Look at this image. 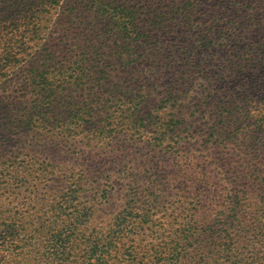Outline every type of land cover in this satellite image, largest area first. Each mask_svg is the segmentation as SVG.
Wrapping results in <instances>:
<instances>
[{"label":"rangeland","instance_id":"1","mask_svg":"<svg viewBox=\"0 0 264 264\" xmlns=\"http://www.w3.org/2000/svg\"><path fill=\"white\" fill-rule=\"evenodd\" d=\"M52 18L62 56L108 61L97 82L65 68L80 81L48 121L0 105V229L23 261L61 229L121 264H264V0H60Z\"/></svg>","mask_w":264,"mask_h":264},{"label":"trees","instance_id":"2","mask_svg":"<svg viewBox=\"0 0 264 264\" xmlns=\"http://www.w3.org/2000/svg\"><path fill=\"white\" fill-rule=\"evenodd\" d=\"M59 3L60 0H0V105H30L34 114L45 121L48 108L61 95L57 91L60 84L80 81L77 76L64 81L61 72L65 68L77 65L96 69L91 72V80L97 82L101 78L94 77L102 73L98 69L108 61L99 55L91 58L73 52L62 56L68 40H61L62 46L56 47V40L48 36ZM259 56L254 60L257 66L264 63V49ZM60 57L64 62H58ZM258 128L264 129V122ZM66 231L51 230V247L42 255L36 250L42 259L32 264H121L115 246L92 240L84 241L86 245L81 248V241ZM25 248L12 227L0 229V264H28L23 261Z\"/></svg>","mask_w":264,"mask_h":264}]
</instances>
